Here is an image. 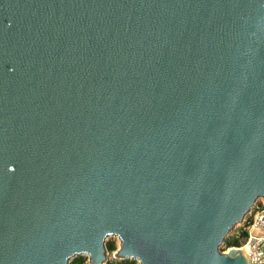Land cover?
<instances>
[{"label": "water", "instance_id": "obj_1", "mask_svg": "<svg viewBox=\"0 0 264 264\" xmlns=\"http://www.w3.org/2000/svg\"><path fill=\"white\" fill-rule=\"evenodd\" d=\"M264 198V0H0V264H249Z\"/></svg>", "mask_w": 264, "mask_h": 264}, {"label": "built area", "instance_id": "obj_2", "mask_svg": "<svg viewBox=\"0 0 264 264\" xmlns=\"http://www.w3.org/2000/svg\"><path fill=\"white\" fill-rule=\"evenodd\" d=\"M252 211L249 219H246L249 236L244 246H249V264H264V205L258 204Z\"/></svg>", "mask_w": 264, "mask_h": 264}, {"label": "rangeland", "instance_id": "obj_3", "mask_svg": "<svg viewBox=\"0 0 264 264\" xmlns=\"http://www.w3.org/2000/svg\"><path fill=\"white\" fill-rule=\"evenodd\" d=\"M258 204H259V205H264V198H260V199H258L256 205H258ZM256 205H255V206H256ZM255 206L253 207V209L255 208ZM253 209H252V210H253ZM252 210H251V211H252ZM252 212H253V211H252ZM250 216H251V215L248 213V214L246 215L244 221L238 223V224H237V225H236V226L230 231V233H229V235L227 236L226 240H227V239H232V238L238 236L239 233L242 231V229H246V227H247V226H246V224H247L246 219L248 220ZM258 232H259V233H262L261 230H258ZM246 240H247V239H243V238H241V240H240V241H241V245H240L239 247L244 246L245 243H246ZM110 241H114V242L116 243V245H117V249H118V247H119V245H120V240L118 239V237H116V236L109 237V238L107 239L106 245H107V243L110 242ZM230 247H231V246H230ZM230 247H227L226 242H223V243L221 244V246H220V249H221L222 251L225 252V251H227ZM116 251H117V250L111 252L110 250L107 249V257H108V260H110V259H117ZM80 256L84 257V259H85V261H86V264H89V256H88V255H80ZM80 256H79V257H80ZM75 258H77V257H75ZM75 258H73V259L71 260V264H72V261H73ZM138 264H140V263L138 262Z\"/></svg>", "mask_w": 264, "mask_h": 264}, {"label": "trees", "instance_id": "obj_4", "mask_svg": "<svg viewBox=\"0 0 264 264\" xmlns=\"http://www.w3.org/2000/svg\"><path fill=\"white\" fill-rule=\"evenodd\" d=\"M249 236L248 230L247 229H242V231L239 233L238 236L232 238V239H227L226 240V245L227 247L230 246H240L241 245V238L247 239ZM107 249L110 250L111 252L115 251L117 249V245L114 241H110L107 243ZM72 264H86V261L84 257L80 256L75 258L72 261ZM107 264H138L137 260L134 259H110L107 261Z\"/></svg>", "mask_w": 264, "mask_h": 264}, {"label": "bare ground", "instance_id": "obj_5", "mask_svg": "<svg viewBox=\"0 0 264 264\" xmlns=\"http://www.w3.org/2000/svg\"><path fill=\"white\" fill-rule=\"evenodd\" d=\"M245 249H246L247 251H249V246H248V245H246V246H245Z\"/></svg>", "mask_w": 264, "mask_h": 264}]
</instances>
